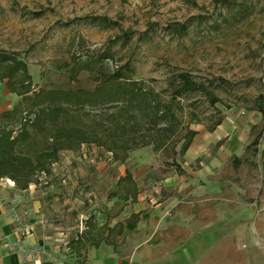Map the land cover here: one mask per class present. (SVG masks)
Returning <instances> with one entry per match:
<instances>
[{"label":"rangeland","instance_id":"obj_1","mask_svg":"<svg viewBox=\"0 0 264 264\" xmlns=\"http://www.w3.org/2000/svg\"><path fill=\"white\" fill-rule=\"evenodd\" d=\"M242 1L220 7L214 0H0V49L26 62L37 86L93 88V72L69 79L70 59L105 49L112 55L109 67L129 62L133 78L164 99L176 70L212 81L221 99L214 107L224 118L212 132L206 126L216 118L213 106L199 94L181 99L185 111L197 115L190 124L197 134L183 159L176 158L181 175L166 164V153L151 146L130 151L124 162L95 146L63 151L50 174L31 186L30 197L43 201L45 214L34 231L50 234L60 246L55 264L77 260L66 243L86 217L93 215L99 226L108 218L112 225L132 212L175 218L165 241L171 248L190 243V264H264V122L252 109L264 94V0H253L245 16L237 5ZM179 23L187 24L182 36L171 32ZM17 99L0 81V112ZM126 170L138 185V202L119 212L124 202L110 193ZM17 213L23 223L33 219L27 217L32 211ZM120 248V256L128 254Z\"/></svg>","mask_w":264,"mask_h":264},{"label":"trees","instance_id":"obj_2","mask_svg":"<svg viewBox=\"0 0 264 264\" xmlns=\"http://www.w3.org/2000/svg\"><path fill=\"white\" fill-rule=\"evenodd\" d=\"M252 1L237 4L242 16L252 9ZM220 7H232L235 0H214ZM101 23H108L102 18ZM172 34L182 36L187 24L171 28ZM130 33L125 31L124 37ZM107 50L90 53L84 59L72 56L68 67L70 80L81 71L95 73V85L87 88H46L33 83L27 63L17 53L0 49V81L18 99L11 108L0 112V181L9 179L16 189L26 191L40 183L42 175H49L52 166L60 160L63 151H76L82 145L95 146L111 155L114 162H124L130 151L151 146L157 153H166L165 161L178 174L184 169L176 161L183 159L197 134L190 124L196 120L194 110L185 111L181 99L199 94L213 106L215 120L206 126L212 132L223 121L220 109L214 107L221 99L212 89V81H198L186 71H174L167 80V99L144 79L133 78L129 62L115 63ZM252 109L259 112L264 122V94L253 101ZM185 112L189 119L184 121ZM199 123L200 120H197ZM254 140L252 144H256ZM238 162V159H236ZM138 185L129 170L116 180V189L110 198L117 197L125 204L138 202ZM141 212H132L113 225L107 218L98 225L93 215L84 220L83 229L71 237L66 247L77 260L86 264V253L101 244L113 251L124 242V230L140 221ZM114 218L117 217L115 214ZM40 264H54L42 262Z\"/></svg>","mask_w":264,"mask_h":264},{"label":"crops","instance_id":"obj_3","mask_svg":"<svg viewBox=\"0 0 264 264\" xmlns=\"http://www.w3.org/2000/svg\"><path fill=\"white\" fill-rule=\"evenodd\" d=\"M32 192L31 186L22 191L16 189L9 179L0 181V264H55L60 254V246L49 239L50 234L34 231L37 221L43 222L45 214L41 211L43 201L30 199ZM17 211L25 214L32 211L33 214L27 217L32 216L33 219L23 223ZM174 223L175 218L157 220L141 214L137 224L126 226L129 229L123 233L124 242L116 252L105 244L91 247L86 253V264H190L194 259L190 243L171 248L165 241V228ZM185 239L189 236L185 235ZM123 245L129 252L120 256L119 250Z\"/></svg>","mask_w":264,"mask_h":264}]
</instances>
